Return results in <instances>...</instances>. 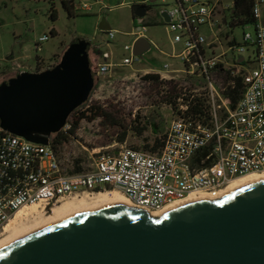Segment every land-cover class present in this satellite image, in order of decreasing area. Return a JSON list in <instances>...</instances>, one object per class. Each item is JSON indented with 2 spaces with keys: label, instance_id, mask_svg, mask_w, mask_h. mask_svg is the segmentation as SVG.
I'll return each mask as SVG.
<instances>
[{
  "label": "built area",
  "instance_id": "obj_1",
  "mask_svg": "<svg viewBox=\"0 0 264 264\" xmlns=\"http://www.w3.org/2000/svg\"><path fill=\"white\" fill-rule=\"evenodd\" d=\"M253 1L255 23L250 26L255 28V37L244 34L243 44H239L226 35L228 51L214 32L220 27L217 15L221 0H173L171 11L161 10L157 15L165 23L163 14H168L170 22L165 24L173 43L184 48L171 57L180 60L182 68L170 69L167 65V71L159 74L171 81L183 75L193 87L182 89L178 121L167 129L158 152L121 147L97 154L90 170L70 173L52 139L49 145H39L1 130L0 237L30 206L52 209L66 198L112 189L123 193L135 208L160 213L192 195L218 200L235 180L264 173V0ZM162 2L166 4V0ZM142 4L151 6L150 2ZM95 5H102V0H95ZM93 8L74 1L78 11L92 12ZM143 20L135 22L133 44L125 47L130 56L120 67L132 66L138 59L134 46L146 39L149 23ZM204 28L213 32L211 38ZM116 35L109 33L111 40ZM41 41H48V37ZM250 48L254 49V58L245 55ZM115 67L98 63L94 76L101 78ZM228 73L232 80L243 78L247 84L235 109L225 95L230 82L225 84L223 76ZM184 98L188 103L201 101V117L193 116ZM70 128L68 123L62 132Z\"/></svg>",
  "mask_w": 264,
  "mask_h": 264
},
{
  "label": "water",
  "instance_id": "obj_2",
  "mask_svg": "<svg viewBox=\"0 0 264 264\" xmlns=\"http://www.w3.org/2000/svg\"><path fill=\"white\" fill-rule=\"evenodd\" d=\"M150 49L143 38L134 54ZM94 87L89 43L77 42L53 70L0 85L1 130L49 145ZM0 264H264V180L158 219L121 202L77 212L7 243Z\"/></svg>",
  "mask_w": 264,
  "mask_h": 264
},
{
  "label": "rangeland",
  "instance_id": "obj_3",
  "mask_svg": "<svg viewBox=\"0 0 264 264\" xmlns=\"http://www.w3.org/2000/svg\"><path fill=\"white\" fill-rule=\"evenodd\" d=\"M65 1L69 0H0V85L17 77V71H35L38 59L42 61L39 73L53 70L71 45L85 41L89 43L93 57L96 55L94 64L91 61L93 74L98 63H109L116 67L101 78L94 76L95 87L88 102L69 119L74 123L81 114L88 116L80 123L76 137L57 147L64 167L70 173H76L79 169L87 171L99 153H112L121 147L150 152L154 147H161L167 129L173 121H178V99H171L176 104L170 105L167 101L168 91L178 85L180 89H193L183 75L171 81L159 74L167 71V65H170V69L182 68L180 60L171 57L180 54L183 45L173 43L167 25L157 16L161 10L171 11L174 8L173 0H166V4L162 0L153 4L152 0H102L99 6L95 5V0H75L78 4L94 5V8L92 12L73 8L71 16L63 7ZM234 1L221 0L217 15L220 27L214 28L225 51L229 50L226 35L239 44H243L244 34L255 37L253 26L230 27V23L237 24L233 18ZM143 2H150L152 6L143 20L152 24L147 26L145 33L151 49L134 65L120 67L124 58L130 56L125 47L134 41L131 37L135 25L132 6ZM53 12L57 14L56 21L51 17ZM110 32L117 33L115 39H110ZM203 32L209 38L213 36V32L207 28ZM44 37H48V41L42 42ZM253 53L254 49L250 48L245 55L254 58ZM148 76H159V81L149 80ZM169 83L172 84L167 86ZM93 107L100 108L108 117L102 115L94 118L93 113H89ZM125 133L127 139L122 144L120 140ZM78 198L81 196L66 198L55 207ZM41 207L32 218L28 216L19 223V230H34L39 221L48 218L55 208ZM7 237L3 234L0 241L12 239Z\"/></svg>",
  "mask_w": 264,
  "mask_h": 264
},
{
  "label": "trees",
  "instance_id": "obj_4",
  "mask_svg": "<svg viewBox=\"0 0 264 264\" xmlns=\"http://www.w3.org/2000/svg\"><path fill=\"white\" fill-rule=\"evenodd\" d=\"M74 1L75 0H69V1L63 2V7L65 10H67V12L69 13L70 16H71V11L74 8ZM253 4H254L253 0H235L234 1L233 18L237 20V24L230 23L231 24L230 27H232V26L233 27H241L243 25L250 26V25L254 24L255 18L253 17V13H252ZM142 7L146 8L147 10H152L151 6H145L143 4L134 5V6H132L133 15H135V13ZM51 17L54 21L57 20V14L55 12L52 13ZM133 18H134V22H136V20H138V18L135 16H133ZM163 24H165V23H163ZM151 25H152L151 23L147 24V26H151ZM89 51H90V59L94 64V58H96V55H95V57H93L94 55L91 54L90 45H89ZM99 57L100 56H98V58ZM40 61L41 60L38 59V64L40 63ZM147 79L159 81V76H148ZM223 81L225 84H228L230 82V85L227 87L225 95L231 99L232 108L235 109L237 104L241 100L243 93L247 87L246 80L243 78H236L235 80H232L230 74L228 73L227 75L223 76ZM170 84H172V83L167 84V86H169ZM182 91L183 90L179 88V85H178V87H175L173 90L168 91L167 94L169 96V100H167V101H169L170 105L175 106L176 103L172 102L171 99H173V98L176 100L179 99L182 96ZM174 92H176L177 94H174ZM90 96H89V98H90ZM89 98H88V100H89ZM88 100H87V102H88ZM184 101H185V104H187L189 106V111L193 114L194 117L199 118L202 116L201 111H199V106L202 105L201 101H199L198 99H194L192 102L188 103V99H186V98H184ZM82 107L78 108L71 115V117L75 113H77ZM89 113H93L94 118L97 116L101 117L102 115L108 117L107 114L102 113L101 109L97 108V107H93ZM100 113H102V114H100ZM85 119H88V116H87V114L83 113V114H81V116L77 122L72 123L70 120L68 121L71 128L67 133L60 132L58 134L52 135L51 139H52L55 147L57 148L60 145H64V144L68 143V141L71 138H75L77 135V131L79 129L80 123ZM114 124L117 125L116 123H114ZM142 132H143V130H141V133ZM2 135H3V132L1 131V127H0V139H1ZM126 139H127V133H125L123 135L120 142L123 144L126 142ZM161 147L160 146H157L156 148L154 147L150 150V152H153V153L158 152L161 149ZM80 172H82V171L79 169L78 172H76V173H80ZM111 190L112 189H108V191H111Z\"/></svg>",
  "mask_w": 264,
  "mask_h": 264
},
{
  "label": "bare ground",
  "instance_id": "obj_5",
  "mask_svg": "<svg viewBox=\"0 0 264 264\" xmlns=\"http://www.w3.org/2000/svg\"><path fill=\"white\" fill-rule=\"evenodd\" d=\"M264 173L262 174H254V175H250L247 177H243L240 179L235 180L227 189V191H225L221 197H219L220 199L223 198L225 195H230L233 192L239 190L240 188H242L243 186H249L251 184L260 182L264 180ZM260 175V176H259ZM219 198H217L218 200H220ZM202 200H213L210 197L207 196H202V195H192L190 198H188L186 201L182 202V203H177L173 206L168 207L166 210L160 212V213H151V216L154 218H161L162 216H164L165 214L174 211L184 205H188L191 203H195L198 201H202ZM216 199H214L215 201ZM116 202H121L124 204H127L129 206H133L132 203L123 195V193L114 190V191H106V192H99V193H91V194H84L81 196V198L79 199H75L72 202H68V203H62L61 205H58L57 207L53 208L51 210V215L48 218H43L39 221V224L36 228H34V230H30L27 232H23L22 230H19V223L22 222L23 219L27 218L29 216V218H32L31 216L33 214H36L40 208V206L35 205V206H30L27 207L25 209H23L10 223L9 225L6 227L5 231H4V235L8 236L9 238L11 237L12 239H7V240H1L0 241V250L9 242L16 240L22 236H25L47 224H50L54 221H57L61 218H64L68 215L77 213V212H81V211H86V210H91L100 206H104L110 203H116ZM134 207V206H133ZM42 208V207H41ZM38 215V214H37ZM35 215V216H37ZM40 215V214H39ZM21 224V223H20ZM7 237V238H8ZM6 239V238H5Z\"/></svg>",
  "mask_w": 264,
  "mask_h": 264
},
{
  "label": "crops",
  "instance_id": "obj_6",
  "mask_svg": "<svg viewBox=\"0 0 264 264\" xmlns=\"http://www.w3.org/2000/svg\"><path fill=\"white\" fill-rule=\"evenodd\" d=\"M139 4H141V3H139ZM136 5H138V4H136ZM132 13H133V12H132ZM133 16H135V15H133ZM41 62H42V61H40V63H39L38 66H37V69H36L35 71H26V70H24V71H17L18 75H20V74H22V73H27V72H29V73H39L38 70H39V65L41 64Z\"/></svg>",
  "mask_w": 264,
  "mask_h": 264
}]
</instances>
